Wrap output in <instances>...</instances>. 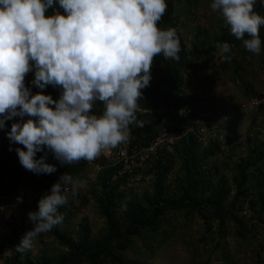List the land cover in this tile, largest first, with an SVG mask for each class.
<instances>
[{
  "label": "clouds",
  "instance_id": "9594fccd",
  "mask_svg": "<svg viewBox=\"0 0 264 264\" xmlns=\"http://www.w3.org/2000/svg\"><path fill=\"white\" fill-rule=\"evenodd\" d=\"M54 3L62 11L46 14ZM254 3L212 0L210 7L220 11L246 50L259 55L264 16L253 11ZM166 8V0H0V130L20 118L5 135L10 145L23 146L14 151L24 169L53 174L57 168L46 163L49 153L68 166L92 161L127 140L141 90L150 85L153 57L180 59L175 29L157 27ZM217 48L230 59L224 55L231 51L229 43ZM29 72L32 86H59V97L33 94L25 86ZM96 101L103 102L100 115L92 113ZM83 184L61 174L38 200L37 210L27 213L32 228L15 250H31L40 234L62 223L58 208Z\"/></svg>",
  "mask_w": 264,
  "mask_h": 264
},
{
  "label": "trees",
  "instance_id": "16d2710c",
  "mask_svg": "<svg viewBox=\"0 0 264 264\" xmlns=\"http://www.w3.org/2000/svg\"><path fill=\"white\" fill-rule=\"evenodd\" d=\"M190 6L191 0H187L186 7ZM183 9H166L157 22V27L162 30L175 29L181 45L180 59H166L162 53L153 57L150 85L142 90V97L137 100V109L144 113L139 114L136 110L137 121L129 125L131 148L147 147L151 141L149 133L156 128L174 127V133L180 136L171 147L170 154L166 149L159 150L143 172V175L152 178L151 192L144 194L141 199H128L124 190L128 176L121 173L122 164H107L100 168L90 184L96 197L97 212L105 223L99 237L91 235L85 219L79 223L75 237L63 229L62 221L48 231L62 250L59 254L50 257L42 255L34 261L10 245L12 255L5 259L4 264H148L140 261V251L145 248L150 256L161 252V242L159 244L157 236L164 228L163 220L168 213H181L188 220L199 218L204 231L208 233H213V225H216L217 232L222 233L226 224L231 222L237 237L241 238L245 233L238 215L248 209L253 225L264 228V144L254 143L232 165L225 164L229 172L227 175L220 166L210 163L211 158L223 154L220 143L209 141L202 147L192 133H185L194 123L193 109L196 104L194 98L185 94V71L193 63L209 60L219 52L218 43L227 42L232 49L240 48L243 42L230 32L225 23L213 32H201L196 27L190 32L189 38L183 39L180 31ZM53 11L62 10L54 3L46 14ZM253 11L259 14L257 8ZM259 36L261 51L264 52V31L261 27ZM244 38L249 37L246 34ZM224 55L230 56L229 53ZM225 61L231 65L235 78L241 81V72H245V69L231 57ZM25 77V86L31 87L33 94L42 91L54 100L59 97V86L49 85L40 90L31 85L33 72L27 73ZM102 105L103 102L96 101L92 113L102 114ZM158 107L164 108L166 112L158 116L153 112ZM171 110L173 113L169 112ZM179 111L186 113L180 114ZM18 119L14 117L6 121L5 129L0 130V196L16 195L24 187L39 186L49 190L63 173L82 180V169L91 161L80 160L68 166L61 165L49 153L46 163L56 165L55 173L36 175L24 169L14 151L15 147L23 146L10 145L5 135ZM32 119L35 120L34 117ZM9 147L13 150L9 151ZM40 155L42 153H37V157ZM227 156L229 160L233 158V153L228 152ZM175 164H178L177 175L170 181ZM58 212L64 217L61 206ZM244 230L250 233L248 229ZM137 251L139 253L134 255ZM128 255L135 259L127 263Z\"/></svg>",
  "mask_w": 264,
  "mask_h": 264
},
{
  "label": "rangeland",
  "instance_id": "374dc122",
  "mask_svg": "<svg viewBox=\"0 0 264 264\" xmlns=\"http://www.w3.org/2000/svg\"><path fill=\"white\" fill-rule=\"evenodd\" d=\"M211 2L191 0V6L186 7L187 0H166L168 11L184 7L180 29L183 39L189 38L190 32L196 27L201 32H213L225 23L220 11L211 9ZM256 8L258 15L264 16V0H255L253 9ZM261 28L264 31V26ZM229 55L245 69V72H241V81L235 78L231 65L224 60L220 51L209 60L193 63L184 73L185 94L196 100L193 109L195 120L185 133H192L202 147L209 141L219 142L223 154L211 158L210 163L220 166L227 175L229 172L225 164L232 165L254 143L264 144V106L261 105L264 98V52L256 55L242 45L232 48ZM153 110L158 116L166 112L162 107ZM169 112L173 113L172 110ZM138 113L144 112L138 110ZM173 129L156 128L149 136L152 139L169 133L177 140L180 136ZM130 142L128 134L127 140L121 143L127 152L131 149ZM228 152L233 153V158L229 160ZM107 164L101 155L87 163L81 173L83 186L76 195L69 191L67 203L61 206L63 229L72 237L76 236L82 219L88 222L93 237H99L105 228L104 219L97 212L96 197L90 184L100 168ZM148 164L146 161L139 168L132 167L128 171L127 184L124 186L128 199H141L144 194L151 192L152 178L143 175ZM177 170L178 164H175L170 181L174 180ZM48 191L39 186L24 187L16 195L0 196V202L3 203V210H0V264H4L5 259L12 255L9 246H16L23 234L32 228L27 213L37 210L38 200ZM7 213L11 214L8 218L5 216ZM238 218L245 233L241 238L237 237L231 222L226 224L222 233L217 232L216 225L212 226L213 233H208L204 231L199 218L188 220L181 213H168L163 220L164 228L157 236L159 244L161 242V252L150 256L142 248V251L139 250L140 261L148 264H264V228L253 225L248 209L239 213ZM61 251L46 232L36 238L31 250L23 253L36 261L42 255L50 257ZM134 259L132 255L126 256L127 263Z\"/></svg>",
  "mask_w": 264,
  "mask_h": 264
},
{
  "label": "built area",
  "instance_id": "2783aa9c",
  "mask_svg": "<svg viewBox=\"0 0 264 264\" xmlns=\"http://www.w3.org/2000/svg\"><path fill=\"white\" fill-rule=\"evenodd\" d=\"M258 105V103H257ZM261 105L264 106V98L261 102ZM186 113L180 112V114ZM176 140H174V136L169 133H164L156 138H152L147 147H133L129 152L125 150L122 144H118L115 147H110L101 152V156L108 162L110 165H115L117 163L122 164V172L128 176V171L131 170L132 167H140L144 165L147 161H153L156 158V154L161 149H166L167 152L174 145ZM169 152V153H170ZM142 156V157H141ZM2 202H0V210H3ZM11 214L7 213L5 216L8 218Z\"/></svg>",
  "mask_w": 264,
  "mask_h": 264
}]
</instances>
